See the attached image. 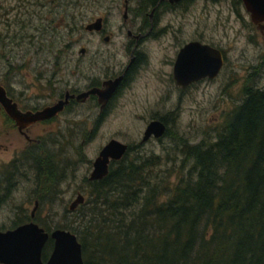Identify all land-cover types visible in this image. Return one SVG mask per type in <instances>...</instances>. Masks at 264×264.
<instances>
[{"label":"trees","instance_id":"obj_1","mask_svg":"<svg viewBox=\"0 0 264 264\" xmlns=\"http://www.w3.org/2000/svg\"><path fill=\"white\" fill-rule=\"evenodd\" d=\"M241 92L213 139L189 143L180 134L181 156L165 160L130 155V144L105 176L88 181L84 202L54 225L76 233L83 264H264V85L250 73ZM48 154L35 165L39 202L63 182ZM29 219L16 212L7 228ZM52 246L48 239L43 261Z\"/></svg>","mask_w":264,"mask_h":264},{"label":"rangeland","instance_id":"obj_2","mask_svg":"<svg viewBox=\"0 0 264 264\" xmlns=\"http://www.w3.org/2000/svg\"><path fill=\"white\" fill-rule=\"evenodd\" d=\"M120 2L121 0H58L51 16L53 20L48 21L52 24L51 28L46 31L44 27L47 18H40V15L31 18L29 12L23 14L19 10L16 0H0V83L10 88L22 106L53 102L57 89H54L56 83L53 86L51 79V50L53 47H66L67 43L72 42L75 54L67 69L75 70V74L80 75L74 79L75 74L71 76L63 73L62 77L58 78V85L64 86L63 82L67 79L71 80L72 84L75 82L78 86L83 85L81 73L88 65L86 58L79 52L81 47L88 43L84 25L87 20L104 12L108 18L116 19L121 13ZM43 8L42 14L46 13L47 7ZM31 9L30 7L28 10ZM245 12L243 7L230 9L225 2L219 3L217 8L209 7L208 13L201 12L198 8L191 15L174 19L175 24L170 33L148 42L149 47H171L173 51L172 47H180L188 39L200 38L222 47H229L226 48L229 63L216 80H203L187 91L181 100L179 115L166 136L144 141L139 150H131L130 155L138 151H154L164 160L172 155L180 157V145L175 144L179 135L187 138L189 143L213 139L225 116L240 102L243 96L242 86L248 74L252 73L264 85V34L257 32L247 20L240 18L239 14ZM96 48L91 47L92 50ZM106 49L107 47H104L102 51ZM150 76L149 79L153 80L150 85L140 79L134 88L121 96L117 110L107 117L95 137L83 148L80 146L85 134L81 130L85 129L83 126H72L69 131H51L65 115H60L54 122L39 123L31 128V135H40L49 143L59 136L64 149L69 150L75 169L70 168L55 198L39 202L36 198L35 173L28 167L27 162H21L22 172L12 178V184L7 188L8 190L10 187L8 194L4 199H0V230L12 223L16 212H26L30 216L32 209L34 220L48 222L51 229L55 228L54 225L63 223L65 219L70 220L72 215H66V210H70L69 204L77 195V191L84 194L86 199L90 189L89 180H82L83 176L89 175L90 172L88 159H94L103 142L111 137L130 144L142 140L145 120L149 118L148 110L144 107L151 101L154 93L165 85L163 76L159 73ZM171 87H174L173 84ZM170 94L172 101L169 104L173 106L177 102V93L171 90ZM81 111L78 115L71 112L66 117L72 118V121L80 119L83 117ZM140 113L144 116H140ZM68 137L73 139H69V143L65 144L64 141ZM26 141L17 129L11 128L9 117L1 109L0 173L9 175L7 165L12 162H8L15 152L19 153L23 149ZM25 169H28L27 173Z\"/></svg>","mask_w":264,"mask_h":264},{"label":"flooded vegetation","instance_id":"obj_3","mask_svg":"<svg viewBox=\"0 0 264 264\" xmlns=\"http://www.w3.org/2000/svg\"><path fill=\"white\" fill-rule=\"evenodd\" d=\"M57 2L58 0H16L19 10L22 11L23 14L29 12L31 18L34 15H40V18H47L44 27L46 31L48 28H51L52 24L48 23V21L53 20L51 16L54 13ZM222 2H225L230 9H234L235 7L237 10L243 7L246 12L239 14L240 18L244 21L247 20L254 30L264 34V17H259V22H254L243 0H121V13H119L116 19L108 18L107 13L104 12L87 20L84 25L87 32L88 43L86 46H82L79 52L86 58L88 65L85 66V69H83L81 73L83 85L78 86L75 82L72 84L69 79L63 82L64 86L58 85V80H60L58 78L62 77L63 73L73 76L77 72L67 69L69 62L74 58L75 50L74 47H72L74 45L72 42L67 43L66 47H53L51 50V52H53L51 56V79L53 86L56 83L54 89H57V94L53 98L55 99L54 101L64 99L68 91L69 95L67 96V102L54 116L35 121L23 128L32 140L21 133L18 129L16 120L12 118L4 108H0V110L2 109L9 117L11 128L17 129L20 135L27 140L23 149L20 150L19 153L15 152L14 157L8 162V164L12 162L7 165V172H9V175L14 177L18 172H22L21 165L24 162H27L28 167L33 169L34 173H36L37 162L42 160L40 158L43 153H49L51 157L61 165V180L64 182L68 171L75 169L74 163L70 160L69 150L64 149V145L59 136L54 137L49 143L47 140L44 141L43 137L40 135H31V128L39 123L54 122L60 115H65V117L62 118L63 120L58 125H55L51 131H69L72 126H83L85 129L81 130L84 131L85 134L80 142V146L83 148L88 141L90 142L95 137L96 132L100 130L107 120V117L117 110L120 105L121 96L126 93V91L134 88L140 79L145 81L146 85H150L153 80L149 78L153 73L162 75L165 85L154 93L151 101L146 99L148 104L144 108L148 110L147 115H149V118L145 120L144 131L151 121L160 120L166 126L165 132L159 137L151 135L147 140H141L138 143L131 144L133 147L131 150H139L144 141L162 139L166 136L170 132V126L173 125L176 116L179 115L182 108L181 100L183 96L186 95L187 91L197 86L203 80H216L226 65H228L229 55L226 48L229 47H222L219 44L208 42L200 38L186 40L181 46L192 40H199L214 46V48L221 53L222 65L214 77H199L196 80L182 85L177 82L174 76L175 61L182 47H172L173 51H171V47H149L148 42L170 33L172 26L175 24L174 19L185 15H191L195 13L198 8H200L201 12L205 11V13H208L209 7L217 8V5ZM47 5H50V7ZM30 7L32 11L28 10ZM42 7H47L46 13L44 12L42 14L44 10ZM96 21L97 24H99L98 27L93 25L90 26ZM91 47L97 48L92 50ZM104 47H107V49L102 51ZM184 61V72L187 70L186 68L188 66L190 68V65L192 66L195 64L196 67L199 62H201V60L199 61V58H197V53L187 56ZM77 75L79 76L80 73L75 74L73 78L75 79ZM171 84H173L174 87H171ZM4 87L7 95L17 102L21 110H36L47 105L22 106L10 91V88ZM171 90L177 93V102L173 106L169 104L172 101V95L170 94ZM84 91H87V93L79 97L78 94ZM80 111L83 113V117L80 119L72 121V118L66 117L71 112H75L76 115H78ZM140 114V116H144L143 113ZM111 138L103 142L98 148L95 157ZM69 139L72 141L73 138L68 137L64 141L65 144L69 143ZM127 144L128 146L130 145V143ZM119 159L110 158L109 167L114 161ZM88 160L90 162V167L88 168L90 175L93 168V159L89 158ZM14 168H16V170L12 172L11 170ZM27 170L25 169L26 173L28 172ZM10 171L12 173H10ZM5 174L7 173H0V199H4L10 189L9 187L7 190L10 182L9 185L6 184L4 179L9 180V178H7L8 175L5 178ZM89 175L85 174L82 181L91 180L89 179ZM41 188L42 185H36V192L41 193ZM79 192L80 191H77V194Z\"/></svg>","mask_w":264,"mask_h":264},{"label":"water","instance_id":"obj_4","mask_svg":"<svg viewBox=\"0 0 264 264\" xmlns=\"http://www.w3.org/2000/svg\"><path fill=\"white\" fill-rule=\"evenodd\" d=\"M243 2L254 22L257 23L259 22V17H264V0H243ZM97 21L95 22L96 24L93 23L90 26L98 27ZM181 47L174 65V76L178 83L184 85L199 77H214L218 73L222 65V57L220 51L215 49L214 46L199 40H192ZM195 53H197V58L201 62L196 67L195 64L190 65V68L188 66L184 72V59ZM86 93L87 91H84L78 96L82 97ZM68 95L67 91L64 99L56 100L36 110H21L17 102L7 95L4 85L0 83V108H4L16 120L19 131L30 139V136L26 134L23 128L30 123L57 114L67 102ZM165 127V124L160 120L151 121L143 133L142 140H147L151 135L156 137L163 135ZM127 148V143L111 138L93 159V168L89 178L94 180L105 176L109 169V159L121 158ZM84 200L85 195L79 192L69 204V209H75ZM33 214L34 209H32L28 221L0 230V263L83 264L81 244L76 233L62 227H55L47 231L34 220ZM48 239L53 241V246L49 257L43 261L42 252Z\"/></svg>","mask_w":264,"mask_h":264}]
</instances>
